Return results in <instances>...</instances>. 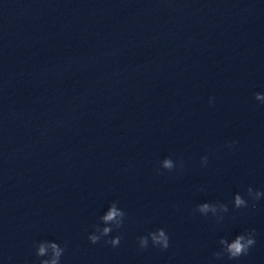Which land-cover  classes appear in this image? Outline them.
I'll list each match as a JSON object with an SVG mask.
<instances>
[{
	"label": "water",
	"instance_id": "water-1",
	"mask_svg": "<svg viewBox=\"0 0 264 264\" xmlns=\"http://www.w3.org/2000/svg\"><path fill=\"white\" fill-rule=\"evenodd\" d=\"M257 93L264 0H0V264L41 241L60 264H264ZM113 202L123 226L90 243ZM159 228L169 248L140 249ZM251 229L247 255H213Z\"/></svg>",
	"mask_w": 264,
	"mask_h": 264
},
{
	"label": "clouds",
	"instance_id": "clouds-1",
	"mask_svg": "<svg viewBox=\"0 0 264 264\" xmlns=\"http://www.w3.org/2000/svg\"><path fill=\"white\" fill-rule=\"evenodd\" d=\"M255 99L257 101L264 102V94H255ZM232 143L234 144L235 142L233 141ZM207 161V156L201 157L202 165H206ZM160 166L164 170L172 171L176 167V164L170 157H166L160 162ZM247 195L253 201H258L262 196H264V192L253 191V189L249 187L247 189ZM233 206L236 209L246 208L248 206V201L237 193L233 198ZM253 207H255V204H253ZM195 211L204 216H207L209 213L213 216H217L218 212H228V207L224 203L217 202L215 204H211L205 202L196 205ZM125 215V212L117 206V202H113L109 206L108 210L100 217V221L105 226L101 228L97 225L94 233L88 236L90 243L97 244L100 242L102 237L110 236L113 228H121L124 223ZM218 218L222 219L223 217L220 216ZM121 239V236L117 235L111 239L105 240V243L110 244L112 247H118ZM149 240L151 241L152 246L159 247L161 250H167L170 246V237L163 228H159L154 232H149L146 236L139 237V248L146 249L149 245ZM219 243L222 246V251L213 253L216 258L219 259L226 254L229 259H238L243 255H247L249 250L255 245V229H251L245 233L237 235L233 240H231V242L222 238ZM35 248V255L38 258H44L39 260V264H60V259L65 251L64 247H61L58 243L52 241H41L35 245Z\"/></svg>",
	"mask_w": 264,
	"mask_h": 264
}]
</instances>
